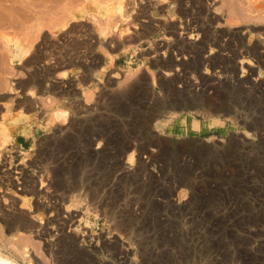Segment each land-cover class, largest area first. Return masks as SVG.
I'll return each instance as SVG.
<instances>
[{
  "label": "rangeland",
  "instance_id": "rangeland-1",
  "mask_svg": "<svg viewBox=\"0 0 264 264\" xmlns=\"http://www.w3.org/2000/svg\"><path fill=\"white\" fill-rule=\"evenodd\" d=\"M19 1L0 0V168L13 173L21 165L31 186L46 193H24L0 175V253L20 264H264V67H254L261 87L242 83L238 64L235 72L220 73L225 80L210 81L217 83L205 93L203 77L209 75L203 76L202 66L189 75L194 85L175 86L190 108L170 109L176 96L163 72L172 68L153 65L149 52L169 36L167 25L184 20L177 0ZM248 1L217 0L212 7L222 19L241 13L240 21L224 29L240 31L245 50L264 32L258 11L243 17L253 9ZM14 5L22 9L20 16ZM2 13H11L8 24ZM150 22L153 30L138 38ZM213 35L220 34L215 29ZM31 44L36 47L27 54ZM69 82L76 92L67 91ZM71 215L76 217L66 231L77 242L46 244L47 234L59 237Z\"/></svg>",
  "mask_w": 264,
  "mask_h": 264
},
{
  "label": "bare ground",
  "instance_id": "bare-ground-1",
  "mask_svg": "<svg viewBox=\"0 0 264 264\" xmlns=\"http://www.w3.org/2000/svg\"><path fill=\"white\" fill-rule=\"evenodd\" d=\"M2 1V0H1ZM4 1V0H3ZM15 1L16 0H14V4H15ZM19 1V0H18ZM33 1V0H32ZM36 1V0H35ZM60 1V0H59ZM58 1V2H59ZM66 1V0H65ZM75 1V0H74ZM87 1H89V0H87ZM93 1V0H92ZM99 1V0H98ZM101 1V0H100ZM105 1V0H104ZM113 1V0H112ZM135 1V0H134ZM178 2H179V7H180V13H181V15L183 16V21L181 22V25L180 26H177L176 24H174V23H168L169 25H167V30H168V33H169V36L163 41V42H159L155 47H153L154 48V50L152 51V52H149V54H153V58H155V60L153 61V65H160L161 63H165V65L167 64L170 68H174V67H176V72L177 71H179V73L177 74L176 72L174 73L173 71H172V69L170 70V71H164L163 72V78H168V80H167V85H168V88L170 89V90H173L172 92H174L175 94V96L176 97H174V102L172 103V104H170V109H176V108H179V110L180 109H188V108H190V107H188V108H186L185 106H183V105H185V104H187V103H185V97H183L181 94H182V90H180V91H176V90H178V89H176L175 88V86H176V83L177 82H184V83H187V85H194L193 83H195V81L192 83L191 82V79H190V77H189V75L194 71V70H200V68L202 67V66H205L204 68H205V72H203V76L204 75H206V77H207V75H209V77L208 78H206L205 79V77H203L204 78V80H205V84H204V89H203V91L204 90H210V89H212L213 88V85L214 84H216L217 82H219V80L217 81V79H226V77H223V75H221L220 73H222V72H224V73H226V75H227V72L228 73H231V72H235V70H236V68L238 67V64H240L241 65V67H242V72L243 73H245V75H241L242 77H243V79H242V83H244V84H246V83H251L252 85L254 84V85H257L258 87H261L262 85H263V79L261 80V77H256L255 76V73H256V71H255V68L254 67H258V66H261V67H264V32H258V39H257V42H255L254 43V45L252 46V47H247V49L245 50V39H244V37L242 36V33L240 32V31H236V30H231V29H224V27H225V25H228L229 23H232L233 21H235V19L237 20V19H239V21H240V17H241V13H239L238 11H236V12H234L233 14H231L230 13V15H229V17H227L226 19H222L219 15H217L216 14V11L214 12V9H213V12H212V7L214 6V1H217V0H177ZM228 1V0H227ZM232 1V0H231ZM20 2V1H19ZM19 2H17L18 4H19ZM37 2H39L38 0H37ZM94 2H97V1H94ZM94 2H92V3H94ZM106 2V1H105ZM110 2H111V0L109 1V4H110ZM115 2V1H114ZM4 3H6L7 4V2H4ZM72 2H70V4H71ZM104 3V2H103ZM107 3V2H106ZM105 3V4H106ZM117 3V2H116ZM136 3V2H135ZM227 3V2H226ZM230 3V2H229ZM248 3L251 5L250 7L251 8H253V9H255V10H251V9H249V13L251 12V14H244L243 15V17H250L251 16V18H252V14H254V12L255 11H258L259 12V14L262 16V17H264L263 15H264V0H249L248 1ZM3 4V3H2ZM18 4H16V5H18ZM31 4V3H30ZM34 4V3H33ZM32 4V7H36V6H34ZM68 4H69V0H68ZM76 4V3H75ZM80 4H81V2H80ZM80 4H78L79 6H80ZM104 4V5H105ZM108 4V3H107ZM112 4V3H111ZM1 5V4H0ZM21 5V7H22V4H20ZM62 5V4H61ZM82 5V4H81ZM85 5V4H84ZM94 5H96V3L94 4ZM143 5V4H142ZM227 5H228V3H227ZM4 6L5 5H3V8H4ZM25 6V5H24ZM43 6V5H42ZM60 6V5H59ZM70 6V5H69ZM71 6H73V5H71ZM75 6V5H74ZM77 6V5H76ZM76 7V8H80V7ZM97 6H99V4L97 5ZM105 6H107V5H105ZM230 6V5H229ZM233 6V5H232ZM231 6V7H232ZM2 7V6H1ZM6 7H7V5H6ZM31 7V6H30ZM53 7H55V6H53ZM52 7V8H53ZM84 7V6H83ZM108 7V6H107ZM111 7V6H110ZM234 7V6H233ZM23 8V7H22ZM51 8V9H52ZM61 8V7H60ZM145 8V7H144ZM230 8V7H229ZM229 8H228V10H229ZM237 8V7H236ZM7 9V8H6ZM12 9H13V11H14V13H15V16H20V12H21V10H19V8L17 7V6H13L12 7ZM67 9V8H66ZM65 9V10H66ZM72 9V8H71ZM88 9V8H87ZM147 9V8H146ZM175 9V8H174ZM5 10V9H4ZM31 10V9H30ZM73 10V9H72ZM76 10V9H75ZM90 10V9H89ZM241 10V9H240ZM244 10V9H243ZM1 11V10H0ZM10 11V10H9ZM39 11V10H38ZM68 11V10H67ZM80 11V10H79ZM84 11V10H83ZM122 11H123V4L122 3H120V12L122 13ZM137 11V10H136ZM233 10H231V12H232ZM235 11V10H234ZM8 12V11H7ZM11 12V11H10ZM32 12V11H31ZM36 12V11H35ZM85 12H86V10H85ZM90 12V11H89ZM88 12V13H89ZM142 12H144V10H142ZM146 12V11H145ZM144 12V13H145ZM148 12V11H147ZM227 12V11H226ZM243 12V11H242ZM245 12V11H244ZM243 12V13H244ZM247 12V11H246ZM247 12V13H248ZM253 12V13H252ZM1 13V12H0ZM3 13H4V11H3ZM3 13H2V15H3ZM11 13H13V12H11ZM11 13H10V16H12L11 15ZM37 13V12H36ZM74 13V12H73ZM110 13V11L108 12V15H110L109 14ZM180 13H178V14H180ZM228 13V12H227ZM8 14H9V12H8ZM7 14V16L6 15H3L2 17H3V20L8 24V17H10L9 15ZM40 14V13H39ZM51 15V14H50ZM67 15V14H66ZM69 15V14H68ZM88 15H90V14H88ZM101 15V14H100ZM114 15V14H113ZM116 15V14H115ZM148 15V14H147ZM173 15V14H172ZM1 16V15H0ZM14 16V15H13ZM24 16H26V15H24ZM23 16V17H24ZM31 16V15H30ZM34 16V15H33ZM32 16V17H33ZM35 16H36V14H35ZM34 16V18H35V23L37 24V22L39 23V21H38V19H37V17H35ZM37 16H38V13H37ZM41 16V15H40ZM84 16V15H83ZM102 16V15H101ZM124 16V15H123ZM170 16V15H169ZM178 16V15H177ZM256 16V15H255ZM254 16V17H255ZM71 17H73V15L71 16ZM117 17V16H116ZM139 17H140V15H139ZM143 17V16H142ZM145 17V16H144ZM172 17V16H171ZM179 17V16H178ZM243 17L241 18V20L243 19ZM245 17V18H246ZM98 18H99V16H98ZM105 18V17H104ZM170 18V17H169ZM168 18V19H169ZM177 18V17H176ZM258 18V17H257ZM1 19V18H0ZM14 19V18H13ZM25 19V18H24ZM73 19V18H72ZM116 19V18H115ZM146 19V18H145ZM145 19H143L144 21H145ZM150 19V18H149ZM178 19V18H177ZM2 20V19H1ZM16 20V19H15ZM120 20V19H119ZM141 20V19H140ZM147 20V19H146ZM173 20V19H172ZM171 20V21H172ZM181 20V19H180ZM245 20V19H244ZM248 20V19H247ZM254 20V19H253ZM22 21V20H21ZM32 22H33V20H31ZM150 21V20H149ZM148 21V22H149ZM3 22V21H2ZM4 22V23H5ZM28 22V21H27ZM50 22V21H49ZM120 22V21H119ZM179 22V21H178ZM225 22V23H224ZM17 23H20V22H17ZM42 23V22H41ZM40 23V24H41ZM68 23V22H67ZM111 23V22H110ZM142 23H144V22H142ZM3 24V23H2ZM7 24H6V26L5 27H3V29L4 28H8L7 27ZM10 24V23H9ZM22 24V23H21ZM138 24H139V22H138ZM24 25V24H23ZM23 25H22V28H23ZM46 25V24H45ZM59 25V24H58ZM166 25V24H165ZM4 26V25H3ZM11 26V25H10ZM13 26H14V24H13ZM18 26V25H17ZM41 26V25H40ZM66 26V25H65ZM142 26V25H141ZM0 27H1V25H0ZM12 27V26H11ZM37 27V26H36ZM153 24L150 22L148 25H144L143 24V29L141 30V32H139L138 33V38H143V37H145V33L146 32H149V31H151V30H153ZM158 27V26H157ZM18 28V27H17ZM31 28V27H30ZM42 28V27H41ZM40 28V29H41ZM125 28V27H124ZM156 28V27H155ZM227 28V27H226ZM1 29V28H0ZM6 29H4L3 30V32H2V34H5L6 35V31L8 30H6ZM9 29H11V28H9ZM16 29V28H15ZM26 29V28H25ZM37 29V28H36ZM36 29H34V30H36ZM131 29V28H130ZM216 29V31H217V33H219L220 35H219V37H215L214 35H213V30H215ZM6 30V31H5ZM11 30H13V29H11ZM20 31H21V29H19ZM155 30V29H154ZM239 30V29H238ZM0 31H2V29L0 30ZM4 31H5V33H4ZM14 31V30H13ZM39 31V30H38ZM40 31H42V30H40ZM126 31V30H125ZM134 31V30H133ZM16 32V31H15ZM22 32V31H21ZM21 32H19V33H21ZM31 32V31H30ZM9 33V32H8ZM7 33V34H8ZM14 33V32H13ZM36 33V31L34 32V34ZM38 33V32H37ZM37 33H36V35H37ZM150 33V32H149ZM153 33V32H152ZM1 34V33H0ZM11 34V33H10ZM22 34V33H21ZM147 34V33H146ZM19 35V34H18ZM31 35V34H30ZM33 36V35H32ZM149 36V35H148ZM2 37V36H1ZM23 37V36H22ZM29 37V36H28ZM136 37V36H135ZM24 38L26 39V37L24 36ZM23 38V40L22 41H24L25 39ZM134 38V37H133ZM30 39H31V37H30ZM35 39V38H34ZM20 40V39H19ZM111 40V39H110ZM129 40V39H128ZM135 40V39H134ZM26 41H30V40H25V42ZM14 42V41H13ZM24 42V43H25ZM31 43L33 42V41H30ZM6 43V42H5ZM17 43V42H16ZM117 43V42H116ZM120 43V42H119ZM25 44H27V42L25 43ZM30 44V43H29ZM33 44H34V42H33ZM33 44H31V46L30 47H28L27 48V51H25L27 54H31V51H33V49L32 48H35V47H33L34 45ZM140 44V43H139ZM8 45V44H7ZM10 45V44H9ZM122 45V44H121ZM3 46H6V44H4ZM17 46V49H19L20 51L21 50H24L23 49V46H22V44H18V45H16ZM118 46V45H117ZM1 47H2V45H1ZM0 47V48H1ZM115 47V46H114ZM4 48V47H3ZM118 48V47H117ZM209 48V50H210V53H208L209 55L207 56H203V54L206 52V50ZM8 49V48H7ZM6 49V50H7ZM35 50V49H34ZM209 50H207V51H209ZM172 51H176L177 53H176V55L175 56H177L176 58L172 55ZM2 52V51H1ZM0 52V53H1ZM3 52H5V51H3ZM35 52V51H34ZM34 52H32V53H34ZM250 52L252 53V55H254L255 57H256V59L254 58V59H250L247 55H249L250 54ZM25 53V54H26ZM166 53H169V56H168V59L167 60H165V58H164V60L165 61H163V59H162V54H166ZM15 54V53H14ZM24 54V53H23ZM148 54V55H149ZM174 54V53H173ZM2 55V54H1ZM0 55V56H1ZM7 55V54H6ZM168 54H166L165 55V57L167 56ZM24 56V55H23ZM28 56V55H27ZM26 56V57H27ZM139 56V55H138ZM253 56V57H254ZM3 57H5V54H3ZM15 57H17V56H15ZM151 57V56H150ZM40 58V57H39ZM2 59V58H1ZM3 59H5V60H3V61H6L7 59L6 58H3ZM9 59H11V58H9ZM23 59H25V58H23ZM146 59V58H145ZM13 60V59H12ZM21 60V59H20ZM95 60H97L96 58H95ZM10 61V60H9ZM25 61V60H24ZM32 61V60H31ZM73 61V60H72ZM35 62H36V60H35ZM3 63V62H2ZM22 63V62H21ZM39 63V62H38ZM41 63V62H40ZM65 63H67V62H65ZM65 63H62V64H65ZM70 63H72V62H70ZM96 63V62H95ZM152 63V62H151ZM4 64V63H3ZM1 65V64H0ZM60 66H61V63L59 64ZM67 65V64H66ZM152 65V64H151ZM208 65H210L209 66V68L211 67L213 70H215L216 68H221V70H219V72L218 73H215L214 71H210V69H208ZM6 66V65H5ZM30 66V65H29ZM58 67V66H57ZM160 67V66H159ZM168 67V68H169ZM6 68V67H5ZM33 68V67H32ZM49 68V67H48ZM59 68V67H58ZM132 68V67H131ZM167 68V67H166ZM57 69V68H56ZM157 69H158V67H157ZM161 69V68H160ZM159 69V70H160ZM0 70H2L1 68H0ZM59 70V69H58ZM166 70V69H165ZM152 71V70H151ZM154 71V70H153ZM160 71H162V70H160ZM238 71V70H237ZM3 72V71H2ZM133 72V71H132ZM135 72V71H134ZM181 72V73H180ZM197 72V71H196ZM201 72V73H202ZM213 72H214V74H213ZM217 72V71H216ZM1 73V72H0ZM4 73V72H3ZM37 73V72H36ZM158 73V72H157ZM195 73V72H194ZM123 74V73H122ZM120 75V74H119ZM139 75V74H138ZM159 75V74H158ZM195 76H196V73L194 74ZM132 76V75H131ZM156 76V75H155ZM194 76V77H195ZM200 76V75H199ZM262 76V75H261ZM134 77V76H133ZM132 77V78H133ZM201 77V76H200ZM2 78V77H1ZM5 78V77H4ZM55 78V77H54ZM118 78V77H117ZM124 78V77H123ZM130 78V77H129ZM191 78H192V76H191ZM228 78V77H227ZM39 79V78H38ZM64 79V78H63ZM114 79V78H113ZM154 79V78H153ZM158 79H159V77H158ZM67 80V79H66ZM122 80V79H121ZM144 80V79H143ZM157 80V79H156ZM217 81L216 83H210V81L212 82H214V81ZM1 81V80H0ZM6 81V80H5ZM88 81V80H87ZM134 81V80H133ZM164 81V80H163ZM203 81V80H202ZM11 82V81H10ZM39 82V81H38ZM56 82V81H55ZM54 82V84H56ZM67 82V81H66ZM125 82V81H124ZM221 82V81H220ZM3 83H4V81H3ZM44 83V82H43ZM42 83V84H43ZM51 83H53V82H51ZM75 82H69V85H67L66 87H67V91H69V92H76V87H75V84H74ZM119 83V82H118ZM126 83H127V81H126ZM131 83V82H130ZM143 83V82H142ZM155 83V82H154ZM197 83V82H196ZM201 83V82H200ZM59 85L61 84V83H58ZM203 84V83H202ZM144 85H146V84H144ZM180 85H182V84H180ZM179 84H178V86L179 87H182V86H180ZM226 85V84H225ZM236 85V84H235ZM239 85V84H238ZM242 85V84H241ZM199 86H202V85H199ZM243 86H245V85H243ZM242 86V87H243ZM257 86H255V87H257ZM183 87L185 88V86L183 85ZM196 87V86H195ZM194 87V88H195ZM57 88V87H56ZM178 88V87H177ZM186 88H187V86H186ZM185 88V89H186ZM197 88V87H196ZM244 88H246V87H244ZM78 89V88H77ZM183 89V88H182ZM198 89V88H197ZM200 89V88H199ZM248 89V88H247ZM259 89V88H258ZM250 90V89H249ZM61 91V90H60ZM119 91V90H118ZM212 91V90H211ZM124 92V91H123ZM199 92H202V91H199ZM205 92V91H204ZM249 92V91H248ZM187 93H188V91H187ZM205 93H207V92H205ZM247 93V92H246ZM69 94V93H68ZM123 94V93H122ZM156 94V93H155ZM193 94H194V92H193ZM199 94V93H198ZM242 94V93H241ZM240 94V95H241ZM167 96V95H166ZM190 97H191V95H190ZM198 97V96H197ZM200 97H202V95L200 96ZM25 98V97H24ZM157 98V97H156ZM155 98V99H156ZM193 98V97H192ZM203 98V97H202ZM196 100V99H195ZM203 101V100H202ZM232 101V100H231ZM236 101V100H235ZM163 102V101H162ZM186 102H188V101H186ZM199 102H201L200 100H199ZM193 103H195V102H193ZM169 104V103H168ZM202 104V103H201ZM156 105H158V104H156ZM189 105V104H188ZM187 105V106H188ZM33 106V105H32ZM88 106V105H87ZM168 106V105H167ZM191 106V105H190ZM193 106V105H192ZM195 106V105H194ZM193 106V107H194ZM202 106V105H201ZM89 107V106H88ZM152 107V106H151ZM31 108V107H30ZM195 108V107H194ZM194 108H192V109H194ZM207 108V107H206ZM87 109V108H86ZM91 109V108H90ZM94 109V108H93ZM37 110V109H36ZM195 110V109H194ZM194 110H193V112H194ZM203 110V109H202ZM221 110V109H220ZM189 111H190V109H189ZM219 111V110H218ZM197 112H199V111H197ZM215 112V111H214ZM172 114H175V112L173 111V112H171ZM170 113V114H171ZM190 113V112H189ZM229 113H232V111H229ZM171 114V115H172ZM211 114V113H210ZM228 114V113H227ZM226 114V115H227ZM36 115H38V114H36ZM41 115V114H40ZM59 115V114H58ZM62 115H63V113H62ZM186 115V114H185ZM60 116V115H59ZM64 116V115H63ZM167 116V115H166ZM210 116V115H209ZM39 117V116H38ZM53 117V116H52ZM66 117V116H65ZM208 118V117H207ZM52 119V118H51ZM235 119V118H234ZM40 120V119H39ZM242 120V119H241ZM26 122V121H25ZM30 122V121H29ZM40 122V121H39ZM73 122H75V121H73ZM79 123V122H78ZM85 123V122H84ZM40 124V123H39ZM23 125V124H22ZM71 125V124H70ZM69 125V126H70ZM252 125V124H251ZM2 126V125H1ZM4 126H6V125H4ZM67 127V126H66ZM152 127V126H151ZM6 128V127H5ZM62 128V127H61ZM153 128V127H152ZM5 130V129H4ZM7 130V129H6ZM26 130V129H25ZM8 131V130H7ZM6 132V131H5ZM8 133V132H7ZM29 133V132H28ZM6 136V139H9V138H7L8 137V135L7 134H5ZM51 135V134H50ZM73 135V134H72ZM213 135V134H212ZM28 136V135H27ZM47 136V135H46ZM100 136V135H99ZM59 137V136H58ZM58 137H57V139H58ZM65 137V136H64ZM82 137V136H81ZM51 139V138H50ZM55 140V139H54ZM81 140V139H80ZM241 140V139H240ZM246 140V139H245ZM43 141V140H42ZM68 141V140H67ZM238 141V140H237ZM241 141H243V139L241 140ZM69 142V141H68ZM52 143V142H51ZM67 143V142H66ZM45 144V143H44ZM63 144V143H62ZM93 144V143H92ZM59 145V144H58ZM71 145V144H70ZM95 145V144H94ZM72 147V146H71ZM79 147V146H78ZM91 147H92V145H91ZM3 148V147H2ZM56 148V147H55ZM60 149V148H59ZM77 149V148H76ZM83 149H85V148H83ZM128 151L130 150V149H128V148H126ZM55 150V149H54ZM77 151V150H76ZM81 151V150H80ZM86 151V150H85ZM103 151V150H102ZM78 153V152H77ZM87 153V152H86ZM85 153V154H86ZM95 153V152H94ZM84 154V155H85ZM125 154V153H124ZM78 155V154H77ZM81 155V154H80ZM87 155V154H86ZM85 155V156H86ZM27 156V155H26ZM43 157V156H42ZM134 157H135V154H134V152H132V153H130L129 155H128V160H129V162H133L134 161ZM74 158V157H73ZM36 159V158H35ZM50 160V159H49ZM8 161V160H7ZM51 162H52V160H51ZM31 163V162H30ZM37 163V162H36ZM43 163V162H42ZM41 164V163H40ZM45 164V163H44ZM32 165V164H31ZM34 165V164H33ZM5 165H3L1 168H0V175H1V177L2 178H5L6 179V181L10 184V185H13V187L16 185V184H18V185H22V187L20 188V186H19V188L18 187H16V188H18V189H20V191H23L24 193H29V194H31V195H33V196H35V195H37V196H40L41 194H45V193H43L44 191H41L39 188V190H37L36 188L38 187H36V185L34 184H32L33 186H31V184L30 183H32V181H28L27 179H26V177L24 176V175H26V174H24V169H23V167H20L21 165H17V166H15V171L12 173V172H10L9 170H8V168H6V167H4ZM27 167V166H26ZM36 167V166H35ZM41 167V166H40ZM46 167V166H45ZM45 169V168H44ZM56 169V168H55ZM133 170V169H132ZM12 171V170H11ZM40 171V170H39ZM43 172H45V171H43ZM43 172H41V173H43ZM50 172V171H49ZM54 172V171H53ZM59 172V171H58ZM14 174V175H13ZM134 174V173H133ZM34 175H36V174H34ZM44 176H45V173L43 174ZM51 175V174H50ZM55 175V174H54ZM39 176V175H38ZM53 176V175H52ZM0 177V178H1ZM64 177V176H63ZM27 178H28V176H27ZM31 178V177H30ZM35 178V177H34ZM38 178V177H37ZM36 178V179H37ZM40 178V177H39ZM48 178V177H47ZM41 179V178H40ZM1 180V179H0ZM3 180V179H2ZM14 180H16L17 181V183L14 181ZM30 180V179H29ZM32 180V179H31ZM38 180V179H37ZM42 180V179H41ZM51 180V179H50ZM57 180H58V178H57ZM5 181V180H4ZM5 181V182H6ZM53 181V180H52ZM38 182H40V181H38ZM50 183H51V181H49ZM54 182V181H53ZM61 182V181H60ZM45 183H47V182H45ZM52 184V183H51ZM10 185H8V186H10ZM41 185H43L42 183H41ZM109 185V184H108ZM43 186H45V185H43ZM49 186V185H48ZM48 186H47V189H49L50 188V186H49V188H48ZM55 186V185H54ZM58 186V185H57ZM60 186V185H59ZM76 186V185H75ZM12 187V186H11ZM46 187V186H45ZM68 187V186H67ZM77 187V186H76ZM42 188V187H41ZM52 188V187H51ZM55 189V188H54ZM57 189V188H56ZM61 189V188H60ZM14 190H16L15 188H14ZM68 190H66V192H67ZM59 192H60V190H59ZM97 192V191H96ZM22 193V192H21ZM61 193H63L62 191H61ZM18 194H19V192H18ZM53 195V194H52ZM51 195V196H52ZM54 195H55V192H54ZM53 195V196H54ZM64 195V194H63ZM7 196V195H6ZM18 196V195H17ZM47 196H49L48 194L46 195V197ZM22 197V196H21ZM24 197V200L26 201V198H27V195H24L23 196ZM43 197V196H42ZM45 197V196H44ZM46 197H45V199H46ZM50 197V196H49ZM57 197V196H56ZM14 198V197H13ZM16 198V197H15ZM32 198V197H31ZM39 198V197H38ZM60 198H61V194H60ZM40 199V198H39ZM44 199V198H43ZM57 199V198H56ZM62 199V198H61ZM20 200V199H19ZM23 200V199H22ZM22 200L20 201V202H22ZM23 200V201H24ZM34 200V199H33ZM36 200V199H35ZM50 200V199H49ZM48 200V201H49ZM58 200V199H57ZM64 200L65 201H67L66 200V198H64ZM16 201V200H15ZM15 201H12V202H15ZM56 201V200H55ZM63 201V200H62ZM18 202V201H17ZM31 202V201H30ZM46 204H47V202H45ZM239 203V202H238ZM14 204V203H13ZM27 204V203H26ZM52 204H53V202H52ZM59 204V203H58ZM4 205V204H3ZM15 205H17V204H15ZM23 205V204H22ZM42 205V204H41ZM60 205V204H59ZM20 206H21V204H20ZM26 206V205H25ZM24 206V207H25ZM45 206V205H44ZM48 206H49V203H48ZM22 207V206H21ZM38 208H39V206H37ZM52 207H53V205H52ZM55 208H56V206H54ZM58 207V206H57ZM16 208V207H15ZM14 208V209H15ZM30 208V207H29ZM28 208V209H29ZM37 208V209H38ZM51 208V207H50ZM60 208V207H59ZM62 208V207H61ZM18 209V208H17ZM27 209V208H26ZM36 209V208H35ZM34 209V210H35ZM42 209V208H41ZM19 210V209H18ZM17 210V211H18ZM43 210V209H42ZM53 210H55V209H53ZM57 210V209H56ZM30 211V210H29ZM36 211H39V210H36ZM45 211V210H44ZM57 211H59V210H57ZM56 211V212H57ZM71 211V210H70ZM31 212V211H30ZM48 212V211H47ZM67 212H69V210H67ZM12 213V212H11ZM15 213V212H14ZM19 213H21V212H19ZM23 213V212H22ZM50 213V212H49ZM55 213V212H54ZM3 214V213H2ZM34 214V213H33ZM52 214V213H51ZM50 214V215H51ZM17 216V215H16ZM23 216V215H22ZM32 216V215H31ZM30 216V217H31ZM46 216V215H45ZM53 216V215H52ZM51 216V217H52ZM60 216V215H59ZM63 216V215H62ZM75 217L76 216H74V215H71L69 218H68V220H65L63 223H62V226L60 227V232H62V234L61 235H59V237H57L56 236V238L54 237V239L52 238V235H51V233L49 232L47 235H48V237L45 239L46 240V244H48V245H51L52 243L54 244V242H56V244L58 245V246H60V247H62V246H66V245H69L72 241L74 242V243H76L77 242V240L73 237L74 235L72 234V232L73 231H70L71 229H70V226H69V232L68 231H66V227H68L67 225H69V222H72L73 221V219H75ZM33 218V217H32ZM40 218V217H39ZM39 218H37L38 219V221H39ZM49 218V217H48ZM56 218H57V216H56ZM58 219V218H57ZM62 219V218H61ZM30 220H32V219H30ZM40 220H42V219H40ZM64 220V219H63ZM25 221V220H24ZM34 221H35V219H34ZM37 221V220H36ZM35 221V222H36ZM44 221V220H43ZM47 221H49V220H47ZM47 221H46V223H47ZM52 221H54V220H52ZM51 221V222H52ZM33 222V221H32ZM31 222V223H32ZM34 222V223H35ZM40 223H41V221H40ZM45 223V222H44ZM35 224H37V222L35 223ZM42 225V224H41ZM38 226H39V224H38ZM50 226H53V223L51 224V225H49V228H50ZM55 226V225H54ZM10 227V226H9ZM33 226L31 225V228H32ZM46 227L47 226H45V228L44 229H46ZM15 229V228H14ZM51 229H53V228H51ZM56 229V228H55ZM54 229V230H55ZM59 229H57V231H58ZM72 230H73V228H72ZM44 231V230H43ZM46 231V233H47V230H45ZM56 231V230H55ZM76 232V231H75ZM53 233V232H52ZM42 234V233H41ZM54 235H55V232L53 233ZM43 235H45V234H43ZM53 235V236H54ZM58 235V234H57ZM79 235V234H78ZM109 235H110V237H109ZM108 235V237L109 238H111L110 240H112L111 242H117V240H118V237L116 236V235H112V234H109ZM105 236V235H104ZM103 236V237H104ZM125 236V235H124ZM43 238V237H42ZM101 238V237H100ZM100 238H99V240L98 241H100ZM88 239V238H87ZM98 239V238H97ZM103 238H101V240H102ZM107 239V238H106ZM120 239V238H119ZM113 240H115V241H113ZM81 241V240H80ZM110 242V243H111ZM106 243V242H105ZM110 243H108V244H110ZM118 243V242H117ZM120 243V242H119ZM79 244V243H78ZM47 245V246H48ZM100 245V244H99ZM102 245H104V244H102ZM106 245H107V243H106ZM106 245H104L105 247H106ZM69 246H71V245H69ZM108 246V245H107ZM110 246H112L111 244H110ZM116 246V245H115ZM51 247H53V246H51ZM80 247V246H79ZM101 247V246H100ZM103 247V246H102ZM101 247V248H102ZM114 247V246H113ZM127 247V246H126ZM49 248H50V246H49ZM123 248V247H122ZM125 248V247H124ZM27 248H25V252H27V250H26ZM53 249V248H52ZM55 250H58L57 248L55 249ZM55 250H54V252H55ZM70 250V249H69ZM80 250V249H79ZM122 250V249H121ZM81 251V250H80ZM83 251H85V250H83ZM97 251H98V249H97ZM149 252V251H148ZM120 253V252H119ZM122 254H125V256L123 255V257L122 258H124V259H127V257L129 256V249H128V247L126 248V249H124L123 250V252H121ZM82 254V253H81ZM131 254V253H130ZM81 256V255H80ZM150 258V257H149ZM73 259V258H72ZM88 259V258H87ZM90 260V259H89ZM127 261V260H126ZM151 262V261H150ZM0 264H20L19 262H17V261H15V260H13L12 258H9V257H7V255L5 256V255H3V254H1L0 253ZM108 264V263H107ZM125 264V263H124ZM148 264V263H147Z\"/></svg>",
  "mask_w": 264,
  "mask_h": 264
}]
</instances>
